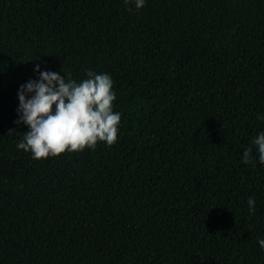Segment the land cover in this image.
I'll use <instances>...</instances> for the list:
<instances>
[{
	"label": "trees",
	"instance_id": "16d2710c",
	"mask_svg": "<svg viewBox=\"0 0 264 264\" xmlns=\"http://www.w3.org/2000/svg\"><path fill=\"white\" fill-rule=\"evenodd\" d=\"M36 65L110 74L118 141L18 149ZM258 116L264 0H0V264H264Z\"/></svg>",
	"mask_w": 264,
	"mask_h": 264
},
{
	"label": "clouds",
	"instance_id": "9594fccd",
	"mask_svg": "<svg viewBox=\"0 0 264 264\" xmlns=\"http://www.w3.org/2000/svg\"><path fill=\"white\" fill-rule=\"evenodd\" d=\"M137 9L145 6L146 0H124ZM131 10V9H129ZM38 80H30L18 91L20 118L17 123L27 125L23 139L17 148L30 152L33 159L59 157L65 153L95 150L98 143L109 147L118 141L122 114L114 111L117 99L110 74L97 73L91 69L86 79L77 81L60 72L41 71L36 65ZM257 119L264 120V116ZM264 164V132L253 137L251 145L243 152L242 163ZM248 209L256 212L254 197L247 200ZM264 248V239L258 238Z\"/></svg>",
	"mask_w": 264,
	"mask_h": 264
}]
</instances>
